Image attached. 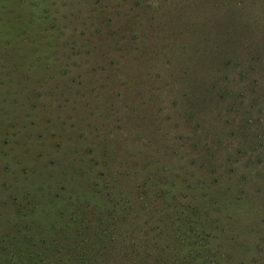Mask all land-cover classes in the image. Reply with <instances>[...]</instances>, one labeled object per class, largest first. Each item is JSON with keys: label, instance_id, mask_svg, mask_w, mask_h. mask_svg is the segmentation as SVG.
<instances>
[{"label": "rangeland", "instance_id": "obj_1", "mask_svg": "<svg viewBox=\"0 0 264 264\" xmlns=\"http://www.w3.org/2000/svg\"><path fill=\"white\" fill-rule=\"evenodd\" d=\"M9 10L0 264L27 240L41 264H75L74 242L105 264L106 237L148 238L146 264H264V0H0V22ZM211 79L248 90L213 100L195 90Z\"/></svg>", "mask_w": 264, "mask_h": 264}, {"label": "trees", "instance_id": "obj_2", "mask_svg": "<svg viewBox=\"0 0 264 264\" xmlns=\"http://www.w3.org/2000/svg\"><path fill=\"white\" fill-rule=\"evenodd\" d=\"M7 15L8 17H6ZM18 22L20 21H17L13 18L11 10H9V13L6 12V14L2 16V21L0 22V26H2L0 28V35L8 32L9 30L12 31L14 23L16 24ZM231 59H228V61ZM234 63L235 64L233 65V67H236V68L237 66L240 67L238 65V61L235 60ZM227 70H229L230 73L233 74L230 68ZM235 73H237V69L235 70ZM245 73H246V70L243 71L241 69L239 74L244 76ZM208 75H210V72H207L206 76ZM211 76H214V75H211ZM239 84L240 82L238 84L233 83L232 85L230 83H227L223 88L221 87V91H218V88L220 86L216 83L214 79H211V81L202 80V83L198 87H196L195 90L198 92L205 91V93H207V95H209L213 100L216 98L217 93H218V96L222 100H225V99H229L232 96L235 97L236 93L238 94L239 97L244 96V90L246 89V86L240 87ZM213 151L215 152V150ZM214 152L210 154L214 155ZM225 162L233 163L234 161H231L229 157V158H226ZM216 168H217L216 166L215 168L213 167V171L216 172ZM105 226H107L106 223H105ZM106 235L108 236V240H111V237L108 235V232H105V236ZM139 239L142 240L139 246L134 241H130L131 244H127L123 242L121 244H118V246L115 247L113 244L107 241V237H106L105 245L103 243L99 245V247L102 250H105V264H118L117 261H115V258L118 257L117 255L121 256L123 259L128 258L130 264L149 263L148 258H153V253H151L152 248L148 247L147 245L148 238L142 237ZM31 241L32 240H27L24 243H19L18 246H17V243L15 242L5 241V245L1 246V250L9 251L7 244L8 243H12L13 245L16 244V246L11 249L13 253H10V255L8 256V257L10 256L13 257L15 255L18 256V259H16V263L14 264H41V261H42L41 258L43 256V253L40 250V248L37 247L36 244ZM52 243L56 244V242L54 241ZM73 244L77 246L75 242ZM74 245H67V249L65 251L70 252V257L74 259L75 264H94L95 261L92 256L86 254L84 251H79V247H76ZM51 251L53 254H59L61 252L58 246L56 245H52ZM62 260H63L62 257H56L55 263L50 262L47 264H63ZM97 263L99 264L100 262H97Z\"/></svg>", "mask_w": 264, "mask_h": 264}]
</instances>
